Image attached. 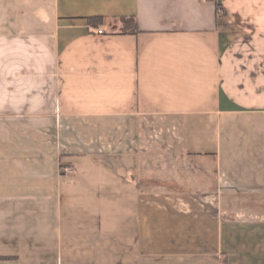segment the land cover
I'll use <instances>...</instances> for the list:
<instances>
[{
  "label": "crops",
  "instance_id": "crops-1",
  "mask_svg": "<svg viewBox=\"0 0 264 264\" xmlns=\"http://www.w3.org/2000/svg\"><path fill=\"white\" fill-rule=\"evenodd\" d=\"M0 264H264V0H0Z\"/></svg>",
  "mask_w": 264,
  "mask_h": 264
},
{
  "label": "trees",
  "instance_id": "trees-1",
  "mask_svg": "<svg viewBox=\"0 0 264 264\" xmlns=\"http://www.w3.org/2000/svg\"><path fill=\"white\" fill-rule=\"evenodd\" d=\"M218 10L224 13V9L218 5ZM90 25H99L104 22L103 18H90ZM123 24L122 30L125 33L136 34L138 32L137 21L135 18H123L121 19Z\"/></svg>",
  "mask_w": 264,
  "mask_h": 264
},
{
  "label": "built area",
  "instance_id": "built-area-1",
  "mask_svg": "<svg viewBox=\"0 0 264 264\" xmlns=\"http://www.w3.org/2000/svg\"><path fill=\"white\" fill-rule=\"evenodd\" d=\"M98 33L99 34H102L103 31L102 30H99ZM65 171H66V173H71L72 172V170L70 168H67Z\"/></svg>",
  "mask_w": 264,
  "mask_h": 264
}]
</instances>
